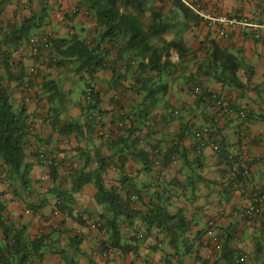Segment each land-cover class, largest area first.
Wrapping results in <instances>:
<instances>
[{
    "label": "crops",
    "instance_id": "obj_1",
    "mask_svg": "<svg viewBox=\"0 0 264 264\" xmlns=\"http://www.w3.org/2000/svg\"><path fill=\"white\" fill-rule=\"evenodd\" d=\"M79 1L8 0L0 14V51L20 65L25 76L31 68L35 71L27 101L22 85L9 81L0 65L11 104L25 110L32 128L25 158L29 185L25 189L18 178L7 179L0 162V203L3 217L24 228L28 238L45 237L43 258L33 264H67V260L71 264H238L242 257V264H264V207L261 218L246 219L241 211L250 204L247 192L229 182L236 170L247 169L246 188L264 187V31L260 28L262 37L254 40L241 24L264 26V0H198L209 17L235 20L236 24L199 19L180 35L173 29L154 40L159 45L178 38L189 50L182 60L171 52L173 68L160 82L152 73V81L146 84L148 77L136 71L137 62L130 54H120L117 47L105 44L106 67L87 82L99 96V113H92L93 117L82 110L89 103L84 100V82L68 65L57 66L49 52L31 55L28 41L17 46L4 43L25 19L46 8L49 24L31 37L48 31L55 39L74 35L95 46L101 30L92 15L78 8ZM152 3L163 9L164 17L176 13L170 0ZM221 29L227 37L219 35ZM212 45L240 61L238 77L244 88L224 87L198 74ZM46 81L54 82L60 93L52 104L42 89ZM216 100L228 105L233 114H223ZM239 111L246 115L245 124L237 116ZM70 121L81 125L78 136L59 132ZM204 127L209 129L204 137L207 144L199 149L194 135ZM99 130L109 133L110 142L119 139L124 143L118 147L103 143ZM134 143V148L129 147ZM211 144L218 149L214 151ZM139 149L149 156L146 167ZM32 151L53 160L56 182L50 178L51 166L40 163ZM119 154L126 156L122 174ZM100 158L111 164L101 173L106 188L120 186V180L128 177L142 197L141 202L134 201L136 211L146 216L150 208L161 206L174 217L167 230L140 218L132 225L119 218L121 235L137 238L132 243L134 252L102 248L108 236L102 238L89 225L98 223L103 230L112 214L96 202L92 183L72 195L70 215L53 206L56 198L46 192L56 187L68 194L72 174L95 171Z\"/></svg>",
    "mask_w": 264,
    "mask_h": 264
},
{
    "label": "trees",
    "instance_id": "obj_2",
    "mask_svg": "<svg viewBox=\"0 0 264 264\" xmlns=\"http://www.w3.org/2000/svg\"><path fill=\"white\" fill-rule=\"evenodd\" d=\"M152 1L80 0L78 8L85 9L92 15L97 27L101 30L98 43L94 46L74 35L65 39L53 38L50 42L49 53L54 57L57 66L68 65L70 67V72L78 76L81 82H84L85 90L87 87L93 89L87 83L88 79L90 80L94 74L106 67L108 50L105 44L107 43L112 47H117L120 54L131 55L137 62L136 71L145 73L148 77L146 84L152 81L150 76L152 73L156 75L157 82H160L161 78L173 68L170 61L171 52H176L179 60H182L189 50L178 38L162 42L159 45L153 44V41L159 40L173 29L180 35L192 24H195L199 18L180 0H170L176 7V13L172 17H164L163 9L154 6ZM7 2L8 0H0V14L2 7ZM175 15L178 17L175 18ZM48 24V11L43 8L25 19L21 26L10 34L8 40L4 39V43L9 41L13 43V46L20 45L28 41L33 33L40 31ZM1 45L0 42V47ZM11 61L6 53L0 51V65L4 68L8 80L19 82L23 87L27 79L31 85L35 71L25 76L23 68ZM241 68L240 61L235 56L212 45L207 61L198 67L197 72L211 77L214 82L224 87L241 89L244 88L238 77ZM42 89L47 94L48 103L52 104L59 99L60 93L54 82L46 81ZM151 91H153L152 88H150ZM98 101V94L91 93L89 103L86 107H82L83 112L89 117H93L92 113L94 112L99 113L97 110ZM31 129L25 110H17L13 107L8 88L0 78V162L6 169L7 179L18 178L25 189L29 185V166L25 164V158L29 154L32 139ZM81 130L82 127L78 121H70L59 128L62 135L75 134L78 136ZM123 143L124 141L117 139L115 142H107V145L113 144L118 147ZM129 147L134 148L135 143ZM137 151L141 162L146 167L149 164V156L140 149ZM40 153L32 151L30 154L39 161ZM97 163V169L91 173H85L83 170L72 174L68 194L57 191L56 187L46 191L48 196L56 198L58 202L56 207L60 212L70 215L71 209L68 204L72 195L79 192L85 184L92 183L96 190V202L112 214V217L103 226V230L108 236L102 243L104 250L109 247L123 254L129 251L134 252L135 248L132 243L137 238L131 234L121 235L117 222L119 218L124 219L128 225H132L134 220L140 218L146 224L167 230V223L174 217L169 216L164 207H152L149 210V215H141L134 209V201H131L133 195L137 197V201H142L133 181L125 177L120 180V186L106 188L102 182L101 173L111 165L110 160L100 158L97 159ZM117 163L120 165L119 169L122 174L126 156L119 154ZM241 171L242 169H238L234 172V178L229 181L230 186L240 182ZM50 178L56 182V167L54 165H51ZM3 210L4 207L0 203V231L2 234L0 264H33L35 261H41L47 246L45 237L41 235L32 239L28 238L24 228L15 227L3 217ZM67 264H71V262L67 260Z\"/></svg>",
    "mask_w": 264,
    "mask_h": 264
},
{
    "label": "built area",
    "instance_id": "obj_3",
    "mask_svg": "<svg viewBox=\"0 0 264 264\" xmlns=\"http://www.w3.org/2000/svg\"><path fill=\"white\" fill-rule=\"evenodd\" d=\"M189 10L192 11V13L194 15H196L199 19H203V20H207L210 23L214 22V21H219L220 23L223 24H236L235 20H226L225 18L216 20L213 19L211 17H209L204 10L202 9L200 3L198 0H180ZM76 8L75 10H73V12H76ZM246 30H248L247 32H249L251 34V37L254 40H258L260 39L261 36V32H260V28L264 31V26L259 27V26H250L245 22L241 23ZM219 35L221 37H227V33L224 30H220L219 31ZM53 35L51 32H43L42 34L38 35V36H34L31 37L28 40V44L30 47V54L33 56H38L40 52L44 51V52H49L50 50V42L53 39ZM12 62V61H11ZM34 69L31 68L29 70V73H33ZM35 73V72H34ZM23 91L25 92L27 98V101H30V94L32 93V87L29 84V81L26 79L25 80V84L23 85ZM94 90L89 87L86 88L85 90V95H84V100L85 102H89L90 101V94L93 93ZM199 90H195L194 93L198 94ZM215 105L221 110V112L225 115L231 116L233 114V111L231 108L228 107V105H225L221 100H216L215 101ZM237 116L239 117V119L241 120L242 124L246 123V115L243 111H239L237 113ZM209 134V129L207 127H204L202 129H200L199 131L195 132V138L198 141V148L202 149L206 146L207 142L204 141V137L207 136ZM97 135L100 137L101 141L103 143H107L110 139V135L109 133L103 132L102 130H99L97 132ZM210 147L216 151L218 149V147L214 144H211ZM39 161L46 166H51L54 164L53 160L48 158L47 156H45L43 153H40L38 155ZM155 166H159V163H155ZM241 180L239 183H237L240 186V189H242L243 192H247L248 198L250 200V204L248 207H246L245 209H243L241 211V214L248 220H254V219H259L262 217V212H263V207H264V187H258V188H254V189H248L246 188L248 185V180L250 178V174L249 171L247 169H242L241 173ZM131 201H137V197L135 195H133L131 197ZM58 202L57 200L52 204L53 206H57ZM90 228L92 230H95L98 232V234L102 237L105 238V232L101 229V225L98 223H91ZM211 228L213 227V224L211 223L209 225ZM244 257L240 258L237 263L238 264H242L244 262Z\"/></svg>",
    "mask_w": 264,
    "mask_h": 264
},
{
    "label": "rangeland",
    "instance_id": "obj_4",
    "mask_svg": "<svg viewBox=\"0 0 264 264\" xmlns=\"http://www.w3.org/2000/svg\"><path fill=\"white\" fill-rule=\"evenodd\" d=\"M79 87H82V84L79 83Z\"/></svg>",
    "mask_w": 264,
    "mask_h": 264
}]
</instances>
